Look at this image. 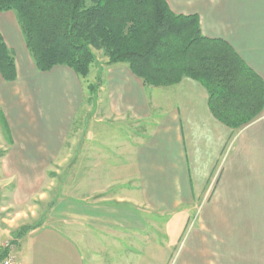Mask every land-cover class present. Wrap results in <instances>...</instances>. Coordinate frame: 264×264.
<instances>
[{
	"label": "crops",
	"instance_id": "1",
	"mask_svg": "<svg viewBox=\"0 0 264 264\" xmlns=\"http://www.w3.org/2000/svg\"><path fill=\"white\" fill-rule=\"evenodd\" d=\"M167 2L175 14L197 15L204 36L227 42L264 81V0ZM6 30L1 29L8 41ZM29 60L17 59L16 82L0 75L1 114L14 143L3 164L18 161L14 169L36 168L23 163V153L15 148L19 106L13 104L20 94L29 99L36 87L40 108H48L41 97L54 93L58 98L52 110L40 115L46 130L52 129L38 137L46 138L48 146L38 153L41 162L49 161L57 132L81 104L71 70L38 73ZM100 94L106 111L118 120L130 116L153 123L127 161L124 187L114 198L119 208L104 211L90 204L71 209L70 217L85 225L84 241L56 226L43 227L14 245L17 264H264V113L234 131L213 116L200 83L185 78L173 87H144L126 65L105 68ZM138 213L153 219L144 222ZM165 220V227L159 224ZM159 231L167 244L158 241ZM79 241L88 250L87 260ZM125 242L134 252L126 250Z\"/></svg>",
	"mask_w": 264,
	"mask_h": 264
},
{
	"label": "trees",
	"instance_id": "2",
	"mask_svg": "<svg viewBox=\"0 0 264 264\" xmlns=\"http://www.w3.org/2000/svg\"><path fill=\"white\" fill-rule=\"evenodd\" d=\"M0 12L14 13L40 73L66 67L86 80L94 51H103L108 67L126 65L144 87H173L185 78L200 83L213 116L234 131L264 113V81L227 42L204 36L197 15L175 14L167 0H0ZM0 75L7 83L18 78L15 52L1 32ZM101 85L102 75L88 86L91 95ZM0 120L11 141L4 115ZM32 230L22 227L17 240Z\"/></svg>",
	"mask_w": 264,
	"mask_h": 264
},
{
	"label": "rangeland",
	"instance_id": "3",
	"mask_svg": "<svg viewBox=\"0 0 264 264\" xmlns=\"http://www.w3.org/2000/svg\"><path fill=\"white\" fill-rule=\"evenodd\" d=\"M0 27L2 31L8 30V41L1 29L0 32L7 45L14 50L16 61L23 55L28 60L31 59L14 13L0 12ZM94 53L96 62L92 66L91 75L86 80L78 79L76 85V98L81 100L78 112L76 115L72 112L63 129L57 132L56 150L50 154L49 161L46 159L41 162L40 157L37 158L39 151L48 148L46 138L40 140L38 137L41 138L52 131L46 130L41 118L45 110H52L51 104L58 99L56 94L47 95L48 99H39L48 108H40L38 105L36 87L33 88L35 94L32 92L29 99L20 94L19 102L13 104L19 106L14 111L19 136L15 148L23 153L25 159L22 162L35 164L34 169H14L12 166L19 162L11 159L3 164L5 156L2 154L6 155L14 143L9 141L0 120V251L7 243L12 246L18 244L20 239L17 240V234L25 226L31 227V232L47 226H56L68 236H76L84 241L85 225L70 217L71 209H84L90 204L104 211L119 208L114 198L124 187L122 185L126 179L127 161L133 156L134 149L152 131L153 123L135 122L130 116L118 120L106 111L100 90L97 95H91L88 86L96 84L97 77L103 76L105 68L108 67L104 52ZM65 88L69 89L67 85ZM64 96L65 93L62 98ZM1 110L5 112L0 108V114ZM50 123L52 125L53 120ZM136 215L132 213L134 218ZM138 216L144 222L153 219V216L145 213H138ZM166 220L159 224L164 226ZM158 227L165 229V226ZM159 233L158 241L167 244L165 234L161 231ZM123 246L127 251H133L128 242L123 243ZM79 248L87 260L88 250L80 241Z\"/></svg>",
	"mask_w": 264,
	"mask_h": 264
},
{
	"label": "built area",
	"instance_id": "4",
	"mask_svg": "<svg viewBox=\"0 0 264 264\" xmlns=\"http://www.w3.org/2000/svg\"><path fill=\"white\" fill-rule=\"evenodd\" d=\"M7 250V256L0 258V264H17L16 258L13 256L14 246L11 243L4 245V249Z\"/></svg>",
	"mask_w": 264,
	"mask_h": 264
}]
</instances>
